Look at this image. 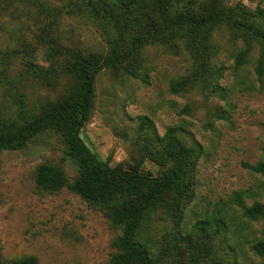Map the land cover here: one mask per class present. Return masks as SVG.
Here are the masks:
<instances>
[{
    "label": "rangeland",
    "instance_id": "1",
    "mask_svg": "<svg viewBox=\"0 0 264 264\" xmlns=\"http://www.w3.org/2000/svg\"><path fill=\"white\" fill-rule=\"evenodd\" d=\"M60 11L57 20L38 16L33 4L9 12L0 29V120L15 116L19 99L27 110L38 113L46 102H56L71 87L73 79L61 73L47 74L49 47L82 52L107 51L112 30L95 21L84 10L87 0H40ZM200 1V0H199ZM208 1V0H201ZM225 7L238 3L260 17L264 26V0H212ZM256 23L258 21L256 20ZM218 46L211 65L220 78L209 86L169 93L168 81L180 83L191 73V59L181 42L153 45L143 50L148 85L123 72H101L94 83V100L81 138L91 152L110 166L127 172L160 175L169 167L164 156L169 129L178 142L195 150L194 189L178 213L159 212L146 233L156 264H254L259 260L250 247L261 236L264 221L248 222L232 201L244 193V204L264 205V176L243 165L263 159L264 89H258L254 66L257 47L248 63L236 69L235 59L244 50L228 37L225 29L214 35ZM53 40V41H52ZM22 47L45 78L33 75L22 60ZM9 52V53H8ZM146 118L151 126L142 124ZM58 136L46 132L26 149L4 151L0 158V249L4 261L25 256L36 264H106L119 234L103 214L64 188L57 193L39 192L33 174L44 163L60 164L69 181L77 168L62 161L64 146ZM230 217L217 229L215 217Z\"/></svg>",
    "mask_w": 264,
    "mask_h": 264
},
{
    "label": "trees",
    "instance_id": "2",
    "mask_svg": "<svg viewBox=\"0 0 264 264\" xmlns=\"http://www.w3.org/2000/svg\"><path fill=\"white\" fill-rule=\"evenodd\" d=\"M27 4L35 6L37 18L49 17L56 22L60 14L55 7H47L40 0H0V29L10 11H19ZM83 8L95 21L112 30V35L107 36V51L82 52L48 46L44 53L50 63L46 74L55 79L60 66L61 73L73 79L72 85L56 102L42 104L36 114L27 110L24 101L19 99L15 116L0 120V158L4 151L26 149L46 132L58 136L64 146L62 161L73 162L77 174L69 181L60 164H40L33 174L36 189L43 193L68 189L99 210L110 228L119 231L111 242L114 253L106 264H156L146 233L159 212L176 214L186 203L184 200L191 197L199 156L195 150L180 144L174 130L169 129L161 140L168 143L164 159L169 167L158 176L149 172H127L120 164L112 167L101 161L80 136L92 108L94 83L101 72H123L126 76L141 78L148 85L147 75H139L144 68L143 50L153 45L181 42L192 61L191 73L180 83L170 79L168 92L179 95L197 87L204 89L213 79L220 78L211 65L218 50L213 35L225 29L231 40L244 46L235 59L236 69L245 66L249 52L258 48L260 60L254 72L260 86L255 89L252 85V88L261 91L264 89V26L260 17L247 11L241 3L225 7L212 0H87ZM24 46L10 52L20 54L24 51L26 56L22 62L27 70L36 77L45 78L30 59L32 53L24 50ZM142 124L151 126L146 118L142 119ZM262 153L260 162L243 166L264 176V150ZM243 198V192H235L232 197L242 209V217L252 223L264 221V205L255 201L246 206ZM227 219L230 217L217 216L213 224L220 229L226 226ZM250 250L259 260L254 264H264V228ZM1 257L0 249V264H36L30 256L9 261Z\"/></svg>",
    "mask_w": 264,
    "mask_h": 264
}]
</instances>
